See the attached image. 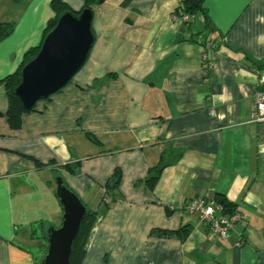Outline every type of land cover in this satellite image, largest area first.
I'll return each instance as SVG.
<instances>
[{
    "label": "crops",
    "instance_id": "obj_1",
    "mask_svg": "<svg viewBox=\"0 0 264 264\" xmlns=\"http://www.w3.org/2000/svg\"><path fill=\"white\" fill-rule=\"evenodd\" d=\"M124 1L94 8L87 62L23 114L18 130L0 83V264H39L18 229L48 220L30 206L56 178L96 213L81 264H264V122L250 119L263 88L264 0H202L185 23L174 19L181 0ZM54 16L51 0H0V23L14 24L0 41V81ZM208 38L219 39L210 50ZM168 148L181 156L149 189L143 182ZM115 170L119 185L107 191ZM218 195L242 217L226 239L184 209ZM184 227L186 235L151 234Z\"/></svg>",
    "mask_w": 264,
    "mask_h": 264
},
{
    "label": "water",
    "instance_id": "obj_2",
    "mask_svg": "<svg viewBox=\"0 0 264 264\" xmlns=\"http://www.w3.org/2000/svg\"><path fill=\"white\" fill-rule=\"evenodd\" d=\"M92 20V9H84L78 16L64 13L59 17L36 57L21 70L14 95L26 110L66 87L85 65L94 43ZM55 183L61 223L47 229V248L40 264H71L72 246L87 208L61 178Z\"/></svg>",
    "mask_w": 264,
    "mask_h": 264
},
{
    "label": "trees",
    "instance_id": "obj_3",
    "mask_svg": "<svg viewBox=\"0 0 264 264\" xmlns=\"http://www.w3.org/2000/svg\"><path fill=\"white\" fill-rule=\"evenodd\" d=\"M16 2H20L22 0H14ZM130 0H125L124 3H128ZM83 6L80 11H73L63 0H51V8L54 12V18L50 20L43 32V39L41 43L32 49H29L23 57V61L21 66L17 69L16 72L13 74L5 77L2 81H0L1 84H3L6 88L7 91V96H8V109L6 112V119L7 123L10 127L11 130H18L21 125V117L23 114H26L28 112H31L34 107H32L29 110H26L22 104L20 103L19 99L14 95V90L16 87L20 84V77H21V70L22 68L30 62L32 59L36 57L38 54L41 45L43 43V40L45 37L52 31V29L56 26L57 21L59 17L64 14V13H72L75 16L80 15V13L84 9H92L100 6L103 3V0H82ZM202 11V0H181V5L180 8L177 10V13L180 12L181 14H186L189 15L190 17L196 14L197 12ZM179 14V13H178ZM14 30V24L12 23H0V41L4 40L8 36L12 34ZM94 36V34H93ZM205 46V42H204ZM217 46V45H216ZM215 47V46H214ZM51 97V96H50ZM48 97L47 99H49ZM88 138L93 142L96 143L97 141L95 138L91 137L88 134ZM181 156V152L177 149H172L168 148L165 149L161 155L160 162L157 166L151 168L149 170L147 178L144 180V184L146 187L149 189L153 188L155 184L157 183L160 174L162 171L170 165H173ZM67 168L70 170L72 173H76L78 171V164L75 165H70L67 166ZM120 171L115 170L114 173L108 178L106 182V190H115L120 182ZM218 201L217 203H220L223 208L224 212L226 214H231L234 210H236V207L228 202L226 199H224L222 196L218 195L215 196ZM96 218V213L92 212L87 208V213L86 216L84 217L80 231L78 233V236L76 237L73 246H72V254H71V259L70 263L71 264H81L84 254H85V244L86 240L88 237V234L94 224V220ZM53 227V226H51ZM187 228L184 227L180 229L178 232H170V233H160L156 231H152L151 234H159L161 236H166V237H172L174 235H186L187 233ZM46 235V234H45ZM46 236L44 237L45 241ZM46 242V241H45ZM41 261V260H40ZM40 263V262H39Z\"/></svg>",
    "mask_w": 264,
    "mask_h": 264
},
{
    "label": "built area",
    "instance_id": "obj_4",
    "mask_svg": "<svg viewBox=\"0 0 264 264\" xmlns=\"http://www.w3.org/2000/svg\"><path fill=\"white\" fill-rule=\"evenodd\" d=\"M174 19L184 23L189 21V17L181 13L174 15ZM218 41L219 39L208 38L205 41L206 49L210 50L218 44ZM202 65L204 68H210L212 63L207 57H203ZM261 84L263 88L255 95L250 115L251 121L259 123L264 122V77L261 79ZM184 209L190 214H197L199 222L204 223L208 227L210 234L221 239H226L236 224L242 219L237 210H234L231 214H226L220 203H208L201 198L191 200L184 206Z\"/></svg>",
    "mask_w": 264,
    "mask_h": 264
},
{
    "label": "rangeland",
    "instance_id": "obj_5",
    "mask_svg": "<svg viewBox=\"0 0 264 264\" xmlns=\"http://www.w3.org/2000/svg\"><path fill=\"white\" fill-rule=\"evenodd\" d=\"M42 200L40 203H37V205L30 206V209L33 211H39V216L44 215L48 220H36L32 223L27 224L25 227H21L18 229V232H24L25 236L23 239H19L18 242H20L23 245H30L32 248L35 249V254L39 255L41 259L46 253V242H33L31 244V240H28L29 236H35V237H41V239L44 240L45 234L47 229L51 226L58 227L61 223V215L58 219H56L59 212V207L57 200L55 198V181L52 180L51 183H46L44 186L40 189ZM44 218V217H40ZM56 219V220H55ZM51 220L53 223H50ZM40 262V261H39ZM40 264V263H39Z\"/></svg>",
    "mask_w": 264,
    "mask_h": 264
}]
</instances>
